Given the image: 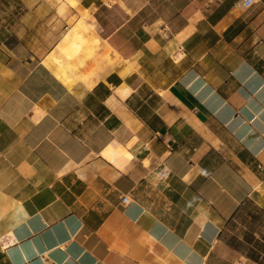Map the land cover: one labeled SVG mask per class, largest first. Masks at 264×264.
Returning a JSON list of instances; mask_svg holds the SVG:
<instances>
[{"label": "crops", "instance_id": "1", "mask_svg": "<svg viewBox=\"0 0 264 264\" xmlns=\"http://www.w3.org/2000/svg\"><path fill=\"white\" fill-rule=\"evenodd\" d=\"M18 2L50 37L0 26V264H264V0Z\"/></svg>", "mask_w": 264, "mask_h": 264}, {"label": "rangeland", "instance_id": "2", "mask_svg": "<svg viewBox=\"0 0 264 264\" xmlns=\"http://www.w3.org/2000/svg\"><path fill=\"white\" fill-rule=\"evenodd\" d=\"M56 1L61 2V0ZM22 15L18 0H4L0 3V26L7 28L8 33L14 37L22 39L21 42L29 49L25 50V53L32 56L35 53L40 54L38 48L40 49L43 45L41 39L50 37L46 19L40 23L34 18L22 17ZM38 38L39 41H37ZM12 42L15 43L16 41L13 39Z\"/></svg>", "mask_w": 264, "mask_h": 264}, {"label": "bare ground", "instance_id": "3", "mask_svg": "<svg viewBox=\"0 0 264 264\" xmlns=\"http://www.w3.org/2000/svg\"><path fill=\"white\" fill-rule=\"evenodd\" d=\"M87 28V27H86ZM89 30V29H88ZM55 53H58V52H55ZM54 53V54H55ZM50 58V63L53 65V66H55V68L57 69V70H60V77L66 82V83H69L70 82V80H72V77H74L75 75H72V73H71V71L65 66V63H64V58L62 59L60 56H58V55H53L52 54V56H50L49 57ZM47 63H49V62H47ZM71 67V66H70ZM71 69V68H70ZM81 78V77H80ZM74 79H76L75 77H74ZM73 79V81H75ZM78 79H79V77H78ZM74 83V82H73ZM69 87H70V85H69Z\"/></svg>", "mask_w": 264, "mask_h": 264}, {"label": "built area", "instance_id": "4", "mask_svg": "<svg viewBox=\"0 0 264 264\" xmlns=\"http://www.w3.org/2000/svg\"><path fill=\"white\" fill-rule=\"evenodd\" d=\"M255 2V0H240V2L238 3L240 8L246 9L248 7H250L253 3ZM257 169L264 171V163H261L259 165H257ZM168 172L165 169H162L159 172V177L161 179H166L168 177ZM122 203L123 204H127L128 203V199L127 198H123L122 199Z\"/></svg>", "mask_w": 264, "mask_h": 264}]
</instances>
